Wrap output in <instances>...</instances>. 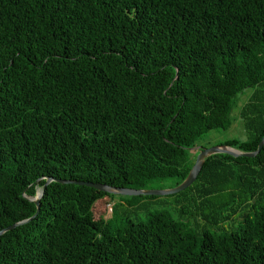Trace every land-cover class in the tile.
<instances>
[{"label": "trees", "instance_id": "16d2710c", "mask_svg": "<svg viewBox=\"0 0 264 264\" xmlns=\"http://www.w3.org/2000/svg\"><path fill=\"white\" fill-rule=\"evenodd\" d=\"M248 88L246 138L223 144L255 151L264 0H0V230L36 213L48 176L179 185ZM178 195L201 223L118 218V195L53 181L38 215L0 236V264H264V147L211 155ZM123 200L136 212L159 195Z\"/></svg>", "mask_w": 264, "mask_h": 264}, {"label": "rangeland", "instance_id": "374dc122", "mask_svg": "<svg viewBox=\"0 0 264 264\" xmlns=\"http://www.w3.org/2000/svg\"><path fill=\"white\" fill-rule=\"evenodd\" d=\"M251 93V88H248L245 90L244 94L241 96V100L238 103V106L235 108L233 112L234 121L232 126L227 130L222 129H214L210 130L201 140L198 146L199 148L192 149V152L194 155H197L202 147H211L219 144H223L228 139L232 138H240L244 139L246 138V131L243 127V123L241 118L239 117V111L243 104V102L247 99V95ZM196 161V160H195ZM176 187L175 186V180L174 179H165L163 181H158L153 184L152 189H172ZM178 193H171L167 195H159V201L155 203L154 205L150 206L148 210H138L137 215L135 211H132L126 203L122 199H124L125 195H118L115 198V203H119V215L118 218H123L125 216L124 211H127L129 215H131V219L137 220L138 218L145 220L148 217V213L156 211V210H169L173 213L174 217H176L178 220H183L188 222L191 225H194L196 223H201L200 218L191 216L189 214H185L182 216H179L178 210L180 209V204L178 203L179 194ZM135 212V213H134ZM112 210L110 209L108 214L106 215V218L111 217ZM118 224L121 223V220H117ZM239 221L236 220L235 223L227 222L224 224V227L226 230L231 231L233 226H238ZM213 230L218 229L216 227H212Z\"/></svg>", "mask_w": 264, "mask_h": 264}, {"label": "water", "instance_id": "95a60500", "mask_svg": "<svg viewBox=\"0 0 264 264\" xmlns=\"http://www.w3.org/2000/svg\"><path fill=\"white\" fill-rule=\"evenodd\" d=\"M264 147V137L262 138L261 142L259 143L258 148L255 151H242L240 149H237L235 147L229 146L227 144H219L211 147H204L200 149L199 153L197 154L196 161L186 177V179L177 185L176 187L172 189H135V188H128V187H117V186H112L107 183L103 182H92V181H84V180H75V179H63V178H56L52 176L46 177V182L45 184L38 190L36 196L34 197H28L26 194H24L26 197H28L30 200L34 201L37 205V211L36 213L27 219H24L22 221L16 222L14 224H11L3 229L0 230V236L5 234L7 231L12 230L22 224L30 222L33 218H35L38 213L40 212L41 209V199L46 191L47 186L53 182H60V183H73V184H79V185H86L89 187L96 188L98 190L108 192L111 194H116V195H125V196H138V195H167L171 193H178L181 192L185 189H187L189 186H191L197 179L198 175L200 174L203 165L208 157L214 154L218 153H227L230 154L234 157H239V156H246V157H255L260 153L262 148ZM196 148H199L197 146ZM40 179L37 181L39 182Z\"/></svg>", "mask_w": 264, "mask_h": 264}, {"label": "built area", "instance_id": "2783aa9c", "mask_svg": "<svg viewBox=\"0 0 264 264\" xmlns=\"http://www.w3.org/2000/svg\"><path fill=\"white\" fill-rule=\"evenodd\" d=\"M110 209H111V207H110Z\"/></svg>", "mask_w": 264, "mask_h": 264}]
</instances>
